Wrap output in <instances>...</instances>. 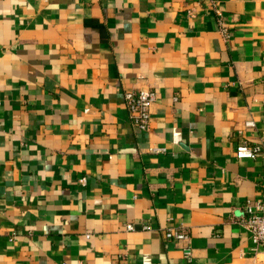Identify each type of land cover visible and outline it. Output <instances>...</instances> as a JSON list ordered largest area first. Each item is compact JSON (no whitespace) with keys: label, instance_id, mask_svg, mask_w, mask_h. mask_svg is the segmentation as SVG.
<instances>
[{"label":"crops","instance_id":"0c3cea01","mask_svg":"<svg viewBox=\"0 0 264 264\" xmlns=\"http://www.w3.org/2000/svg\"><path fill=\"white\" fill-rule=\"evenodd\" d=\"M242 140L264 144V0H0V264H258Z\"/></svg>","mask_w":264,"mask_h":264},{"label":"built area","instance_id":"2783aa9c","mask_svg":"<svg viewBox=\"0 0 264 264\" xmlns=\"http://www.w3.org/2000/svg\"><path fill=\"white\" fill-rule=\"evenodd\" d=\"M225 27H223V30ZM125 101L128 109L130 121L138 129L146 131L150 124V108L155 100V91L150 88H141L125 92ZM246 126L252 125L251 121L245 122ZM153 151L162 150L152 148ZM235 155L238 158L255 159L264 157V144H249L246 141H240L235 147ZM263 205L256 204L255 209L261 210ZM245 213L239 223L249 232L251 241L255 244L256 250L264 253V210L262 213L254 212L253 206L248 202L244 206ZM127 229H132L131 224L126 225ZM166 237L184 240L187 234L182 231L169 229L165 232ZM186 257L190 258L191 250L189 246L183 247Z\"/></svg>","mask_w":264,"mask_h":264},{"label":"rangeland","instance_id":"374dc122","mask_svg":"<svg viewBox=\"0 0 264 264\" xmlns=\"http://www.w3.org/2000/svg\"><path fill=\"white\" fill-rule=\"evenodd\" d=\"M258 264H264V256L261 257L260 262L258 261Z\"/></svg>","mask_w":264,"mask_h":264}]
</instances>
